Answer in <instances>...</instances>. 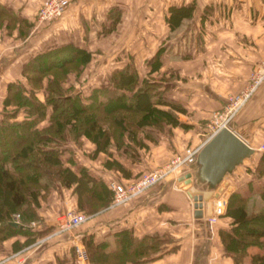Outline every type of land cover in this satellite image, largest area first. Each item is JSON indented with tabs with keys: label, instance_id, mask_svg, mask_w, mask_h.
I'll list each match as a JSON object with an SVG mask.
<instances>
[{
	"label": "crops",
	"instance_id": "crops-1",
	"mask_svg": "<svg viewBox=\"0 0 264 264\" xmlns=\"http://www.w3.org/2000/svg\"><path fill=\"white\" fill-rule=\"evenodd\" d=\"M193 1L196 4L193 14L171 31L166 19L169 5ZM41 3L42 0H0L1 6L21 19L11 20V25L7 19L0 23V79L6 80L4 96L9 81L26 79L22 68L35 54L66 43L85 47L93 55L94 49L104 42L107 50L142 47L148 52L142 56L144 62L159 47H165L160 70L167 75L173 73L165 96L185 107L184 111H177L179 123L167 124L164 129L144 127L139 138L145 146L134 145L133 150L127 144L113 145L111 155L105 151L97 154L96 165L92 158L82 156L85 141L90 145L85 147L87 152L92 153L95 148V143L87 137L83 136L81 143L69 141L66 144L65 163L77 173L86 167L89 173L107 182L130 180L142 171L167 163L188 144L207 140L212 113L222 109L229 97L249 84L255 66L264 59V0H70L65 12L48 22L37 19ZM116 33L126 35L113 39ZM138 55L130 51L129 63L136 66ZM38 95L43 98V91ZM49 113L50 107L41 125L48 122ZM227 127L254 151L226 173L228 184L221 194L226 200L225 211L215 220L209 219L205 207L204 215L196 217L193 198L185 188L177 186V178L191 172L193 184L211 187L199 177L196 159L130 201L99 211V223L75 235V241L80 240L82 244L84 234H93L97 241L112 240L114 233L121 229H130L138 237L159 233L167 238L161 254L130 264H233L219 234L220 228L229 229L232 225L233 217L226 214L230 194L235 190L246 194L249 211L264 208V150L260 147L264 140V79L231 117ZM126 140L133 144L129 138ZM113 158L121 162L127 174L105 164L107 159ZM229 185H232L230 190ZM75 207H78V196L73 187L60 183L52 187L38 207L41 218L30 223L34 235L39 237L51 231L62 212ZM59 235H63L62 242L69 237L67 232ZM25 238L26 235L18 234L5 240L0 247V258L12 250L13 240ZM72 244L67 247L47 244L40 252L31 253L27 264L56 263L57 257H66L65 264H71ZM40 246L38 244L35 250ZM74 261L89 264L88 260L76 256ZM245 264H250L249 258Z\"/></svg>",
	"mask_w": 264,
	"mask_h": 264
},
{
	"label": "trees",
	"instance_id": "trees-1",
	"mask_svg": "<svg viewBox=\"0 0 264 264\" xmlns=\"http://www.w3.org/2000/svg\"><path fill=\"white\" fill-rule=\"evenodd\" d=\"M195 7L194 1L169 5L166 19L171 31L189 18ZM4 19L9 25L11 20L21 21L0 5V23ZM164 49L159 47L146 61L148 69L143 76L133 63L116 67L109 74L108 85L95 87L85 97L63 84L70 72L79 73L93 56L91 50L74 43L35 54L22 68L27 83H7L0 119V247L18 234L26 238L13 240L12 251L35 241L29 221L39 218L41 199L58 183L73 187L78 208L89 214L111 202L109 181L89 173L86 167L77 173L65 163L63 153L69 141L81 143L86 136L95 143L93 155L100 151L111 155L113 145L127 144L133 150L134 145L145 146L138 132L146 126L164 129L167 124L180 122L177 111L185 107L165 96L173 73L167 75L160 70ZM41 90L43 98L38 95ZM48 107V122L41 125ZM21 111L25 114L19 118ZM10 136L16 141L5 146ZM105 164L127 174L117 159H107ZM14 212L22 216L18 225L11 223ZM226 214L233 217L232 225L220 228L219 234L233 264H245L247 258L250 264H264V208L249 211L247 195L235 190L230 194ZM166 240L159 233L138 237L130 229L116 231L112 240L97 241L93 234L82 236L89 264H130L153 259L161 254ZM70 252L71 264H76L75 245ZM67 260L57 257L56 263L46 264H65Z\"/></svg>",
	"mask_w": 264,
	"mask_h": 264
},
{
	"label": "rangeland",
	"instance_id": "rangeland-1",
	"mask_svg": "<svg viewBox=\"0 0 264 264\" xmlns=\"http://www.w3.org/2000/svg\"><path fill=\"white\" fill-rule=\"evenodd\" d=\"M37 16H38V14H37ZM59 17H57L56 19H58ZM37 19H38V17H37ZM56 19H53V20H56ZM38 21H40V20L38 19ZM44 21L48 22V21H52V20H43L40 22H44ZM122 34H125V33H119V34L116 33L113 36V39H116L118 36H121ZM134 34H136L137 37L139 35V33H130V35H134ZM113 39L111 41H113ZM121 39H124V38H121ZM128 44H129V42H128ZM105 45H107L106 42H104V44L100 43L99 47L97 49L96 48L94 49V55H93L91 62L87 65L85 64L86 66L82 65V69L79 73L70 72L67 79L63 82V84L68 85L67 87L72 88L73 91L79 92L83 97L88 96L89 94H91L92 90L95 87L103 86V85L108 84V82H110L108 75L110 74V71L113 68H115L118 65L122 66V65L126 64L125 62L129 63L128 54H130V51H133L137 54H140V56L138 55L137 57H135V59H136L135 62L137 63L136 66L139 68L138 70L142 76L146 73V71L148 69V65L146 64L147 62L143 61L144 58L142 59V56H144V54L148 53V52L147 51L145 52L142 47L125 46L124 48L123 47L122 48L116 47V49L115 48H109L107 50L106 48H108V47H106ZM112 49H114V50H112ZM150 50H153V49H150ZM117 56H119L118 60H122V61H118L116 59ZM130 63H132V62L130 61ZM21 81H23V80H21ZM23 82L27 83L26 79ZM5 84H6V80L0 79V119L3 117V112H2L3 111V109H2L3 108V98H4L3 88H4ZM9 107H12V106H9ZM24 114H25V112L21 111L19 113L18 117L22 118L24 116ZM138 135H139V132H138ZM15 141H16L15 137L10 136L8 138V143H6L7 145H5V146H8V144H12ZM194 145H196V144H188L186 147L194 146ZM88 146H90V145L87 143V141H85L83 144V147L81 148V151L85 155H82V156L92 158L93 163L96 165L99 162V159H98L99 155H97V154L93 155L91 152L90 153L87 152L86 149L88 148ZM85 147H86V149H85ZM177 154H175L167 163H169ZM164 164H166V163H164ZM164 164H162V165H164ZM162 165H159L158 167H160ZM158 167H156V168H158ZM143 172H145V171H143ZM136 177L137 176H135L134 178H136ZM134 178H132V179H134ZM119 181H122V180H119ZM146 191H144V192H146ZM252 202L255 204L254 199L252 200ZM261 202L262 201L260 200L259 203H261ZM259 203H258V205H259ZM91 204H93V206H94V202H92ZM112 206H116L113 204V190H112V199H111V202L109 203V205H107L106 207H103L102 209L98 210L94 214H89L86 210L80 209L78 207L69 208V209H76V210L83 211L87 215V219L85 221H83L82 223H80L79 225L74 226V227H70V228L63 226L62 223L60 222V220H58L57 226L54 225L51 228L52 229L51 231L49 230L46 233L41 234L39 237H36L35 241L31 245H26L17 251H12V250L8 251L7 254L3 255V257L0 258V264H27V262L29 261V259L33 255L31 253L38 252V251L40 252L41 251L40 249L43 248L44 246H46L47 244H49V245H56L57 244V246H59V247H63L66 245V247H67L68 244L71 242V243H73L72 245H75V247L76 246L83 247L86 250L84 242H82V244H81L80 240L78 241V243L75 241V235H79L82 230L89 229V227L95 225V223H99V211H101L107 207H112ZM65 210H67V209H65ZM37 212H38V216H39V208L38 207H37ZM12 217H13V215H12ZM40 218L41 217L39 216V218L33 219L29 222L31 223L34 220H38ZM19 219L20 220L18 221V223H20L22 220L21 215H20ZM66 232H67V235L69 237L67 238V240L65 242H62V240H60V239L62 238L61 236H63V235H59V234L60 233L64 234ZM73 241H75V242H73ZM38 244H40L41 246L37 250H35L37 248ZM30 246L33 248L27 252L26 250L28 248H30ZM1 247H2V245H1ZM76 253H77V251H76ZM76 257L78 259H83L79 255H77ZM86 260H88V256H87Z\"/></svg>",
	"mask_w": 264,
	"mask_h": 264
},
{
	"label": "built area",
	"instance_id": "built-area-1",
	"mask_svg": "<svg viewBox=\"0 0 264 264\" xmlns=\"http://www.w3.org/2000/svg\"><path fill=\"white\" fill-rule=\"evenodd\" d=\"M70 0H42L38 9V19L53 20L62 15L68 7ZM264 79V59L255 66L251 75L249 84L238 93L229 97V102L211 115L209 127L211 133L209 138L222 127H227L228 121L236 113V111L244 104L251 96L253 91ZM208 138V139H209ZM207 139V140H208ZM203 141L194 146H188L184 152L178 153L169 163H166L158 168L142 172L136 178L127 181L112 180L110 187L113 190V204L119 205L130 201L131 199L141 195L149 187L156 184L169 174H176L184 165H189L197 159V155L202 146L206 143ZM264 150V140L260 145ZM226 200L220 195L213 199V211L209 215V219L215 220L218 215L225 211ZM20 214L13 213V221H19ZM87 219V215L76 209H67L60 215V222L65 227H74ZM77 255L83 259L87 258L86 250L83 247L76 246Z\"/></svg>",
	"mask_w": 264,
	"mask_h": 264
},
{
	"label": "water",
	"instance_id": "water-1",
	"mask_svg": "<svg viewBox=\"0 0 264 264\" xmlns=\"http://www.w3.org/2000/svg\"><path fill=\"white\" fill-rule=\"evenodd\" d=\"M254 151L241 137L228 127H222L214 133L202 146L197 155L199 164V177L211 185L201 188L193 184L191 172L180 175L177 186L187 190L194 200V214L196 217L204 215V207L208 215L212 214V197H219L225 185L228 184L226 173ZM232 188L229 185L228 190ZM18 225V221L11 222Z\"/></svg>",
	"mask_w": 264,
	"mask_h": 264
}]
</instances>
